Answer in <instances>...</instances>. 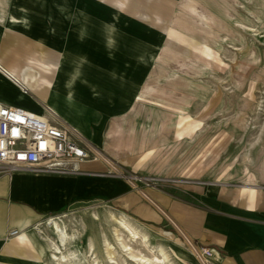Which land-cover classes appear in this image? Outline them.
<instances>
[{
  "label": "crops",
  "instance_id": "obj_1",
  "mask_svg": "<svg viewBox=\"0 0 264 264\" xmlns=\"http://www.w3.org/2000/svg\"><path fill=\"white\" fill-rule=\"evenodd\" d=\"M177 1L46 0L45 8L37 0H0V102L47 111L85 142L98 140L114 116L104 144L113 137L111 149H116L125 133L138 128L135 145L141 150L139 140L148 130L143 119L134 124V108L146 94V64L151 58L154 65L161 55L156 40L170 27ZM75 3L79 9L65 47L45 39L40 32L50 29L47 19L53 22L61 13L55 7ZM6 16L20 24L5 22ZM92 148L100 157L82 160L79 171L16 168L0 175V264L44 261L49 241L36 225L90 200L114 203L147 221L167 212L185 239L211 247L209 264H264V189L259 186L264 167L234 187L220 185L217 192L178 195L148 188L143 193L111 173L109 158ZM12 228L18 234L8 237Z\"/></svg>",
  "mask_w": 264,
  "mask_h": 264
},
{
  "label": "rangeland",
  "instance_id": "obj_2",
  "mask_svg": "<svg viewBox=\"0 0 264 264\" xmlns=\"http://www.w3.org/2000/svg\"><path fill=\"white\" fill-rule=\"evenodd\" d=\"M37 1L45 2L46 8V0ZM55 8L61 13L53 22L47 19L50 29L39 32L65 47L74 31L73 13L79 8L76 3ZM15 18L6 16L4 21L20 24ZM156 41L161 55L154 65L151 58L147 61V91L134 108L138 112L134 124L143 119L148 130L139 140L141 150L135 145L138 128L133 135L125 133L116 149H111L112 137L107 148L104 134L113 116L98 140L86 142L90 158L100 157L93 145L113 164L111 173L143 193L148 188L178 195L217 192L220 185L234 187L239 184L235 181L253 178L252 173L264 167V0H178L162 42ZM157 50L153 47L151 55ZM131 137L134 144H129ZM259 186L264 189V181ZM104 205L125 211L145 226L151 244L168 246L173 264H209L165 211L158 221H147L114 203L90 200L50 214L38 225L53 235L47 222L60 215L70 231H81L77 244L86 249L91 236L107 229L103 221L89 217L91 207L101 210ZM162 230L172 232V238L162 236ZM49 256L50 252L34 264H53ZM82 261L89 264L85 258Z\"/></svg>",
  "mask_w": 264,
  "mask_h": 264
},
{
  "label": "built area",
  "instance_id": "obj_3",
  "mask_svg": "<svg viewBox=\"0 0 264 264\" xmlns=\"http://www.w3.org/2000/svg\"><path fill=\"white\" fill-rule=\"evenodd\" d=\"M11 77L23 92L27 91L22 83ZM90 155L88 144L70 130L59 127L47 111L37 113L23 106L0 102V175L16 168L79 171L80 162ZM17 234L16 228L7 232L8 237ZM197 251L202 260L210 262V246L197 245Z\"/></svg>",
  "mask_w": 264,
  "mask_h": 264
},
{
  "label": "bare ground",
  "instance_id": "obj_4",
  "mask_svg": "<svg viewBox=\"0 0 264 264\" xmlns=\"http://www.w3.org/2000/svg\"><path fill=\"white\" fill-rule=\"evenodd\" d=\"M163 38L164 34L157 40L162 42ZM185 105L186 103L177 107L176 112L181 113ZM56 123L59 127L67 129ZM89 217L97 223L103 221L107 229L101 228L96 237L91 236L86 249L77 244L81 231H70L60 215L51 216L47 222L53 235L45 231L41 225L37 226L39 232L44 233L50 243L49 258L53 264H82L83 258L89 264H173L168 246L163 242L151 244L145 226L135 221L125 211L116 210L109 205H104L101 210L94 206L89 211ZM161 234L165 238L173 236L168 230H162Z\"/></svg>",
  "mask_w": 264,
  "mask_h": 264
},
{
  "label": "water",
  "instance_id": "obj_5",
  "mask_svg": "<svg viewBox=\"0 0 264 264\" xmlns=\"http://www.w3.org/2000/svg\"><path fill=\"white\" fill-rule=\"evenodd\" d=\"M3 69V68H2ZM4 70V69H3ZM5 71V70H4ZM6 72V71H5ZM7 73V72H6ZM8 75H10L9 73H8ZM12 76V75H11Z\"/></svg>",
  "mask_w": 264,
  "mask_h": 264
}]
</instances>
